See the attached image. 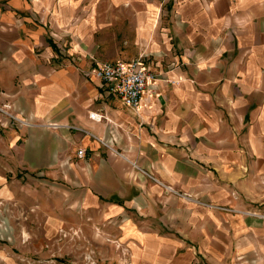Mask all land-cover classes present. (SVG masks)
<instances>
[{"label": "crops", "instance_id": "1", "mask_svg": "<svg viewBox=\"0 0 264 264\" xmlns=\"http://www.w3.org/2000/svg\"><path fill=\"white\" fill-rule=\"evenodd\" d=\"M3 105L0 264H264V0H0Z\"/></svg>", "mask_w": 264, "mask_h": 264}, {"label": "built area", "instance_id": "2", "mask_svg": "<svg viewBox=\"0 0 264 264\" xmlns=\"http://www.w3.org/2000/svg\"><path fill=\"white\" fill-rule=\"evenodd\" d=\"M93 73L94 76L101 81L102 86L110 96L120 99L127 108L132 110H137L139 108L142 95L146 91L149 82L153 77L139 60L130 62L125 66L113 63L103 64L96 68ZM7 109V105L0 106V113L5 114L14 120L15 118L6 112ZM16 121L23 125H29L24 121ZM49 127H56V125H49ZM83 155L84 152L82 150L77 151V156L79 158L83 157ZM142 173L152 178V176L146 172ZM165 189L171 193H176L171 187L165 186ZM9 228L10 227L4 220H0L1 240H5L3 234L8 232ZM6 239L8 240V238Z\"/></svg>", "mask_w": 264, "mask_h": 264}, {"label": "rangeland", "instance_id": "3", "mask_svg": "<svg viewBox=\"0 0 264 264\" xmlns=\"http://www.w3.org/2000/svg\"><path fill=\"white\" fill-rule=\"evenodd\" d=\"M85 246L86 244H84V247L81 249L83 256L81 260L79 259V264H131L128 252H126L125 248L119 247L120 252H118V258L116 260H105L96 258L94 253L91 252V249Z\"/></svg>", "mask_w": 264, "mask_h": 264}]
</instances>
